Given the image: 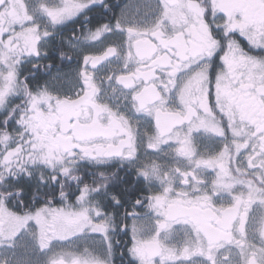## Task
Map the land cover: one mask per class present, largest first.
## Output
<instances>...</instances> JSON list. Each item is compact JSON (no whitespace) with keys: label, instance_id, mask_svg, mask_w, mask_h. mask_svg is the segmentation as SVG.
<instances>
[{"label":"snow or ice","instance_id":"6c2138e0","mask_svg":"<svg viewBox=\"0 0 264 264\" xmlns=\"http://www.w3.org/2000/svg\"><path fill=\"white\" fill-rule=\"evenodd\" d=\"M0 264H264V0H0Z\"/></svg>","mask_w":264,"mask_h":264}]
</instances>
